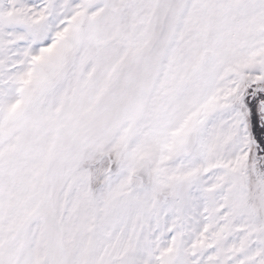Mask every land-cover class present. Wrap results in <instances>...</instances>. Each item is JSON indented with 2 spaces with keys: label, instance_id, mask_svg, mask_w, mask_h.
<instances>
[{
  "label": "snow or ice",
  "instance_id": "snow-or-ice-1",
  "mask_svg": "<svg viewBox=\"0 0 264 264\" xmlns=\"http://www.w3.org/2000/svg\"><path fill=\"white\" fill-rule=\"evenodd\" d=\"M0 264H264V0H0Z\"/></svg>",
  "mask_w": 264,
  "mask_h": 264
}]
</instances>
